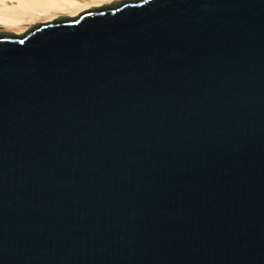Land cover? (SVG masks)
<instances>
[{"label":"water","instance_id":"water-1","mask_svg":"<svg viewBox=\"0 0 264 264\" xmlns=\"http://www.w3.org/2000/svg\"><path fill=\"white\" fill-rule=\"evenodd\" d=\"M0 264H264V0L0 31Z\"/></svg>","mask_w":264,"mask_h":264},{"label":"bare ground","instance_id":"bare-ground-1","mask_svg":"<svg viewBox=\"0 0 264 264\" xmlns=\"http://www.w3.org/2000/svg\"><path fill=\"white\" fill-rule=\"evenodd\" d=\"M112 1L114 0H0V31L23 33L35 23L73 16Z\"/></svg>","mask_w":264,"mask_h":264},{"label":"flooded vegetation","instance_id":"flooded-vegetation-1","mask_svg":"<svg viewBox=\"0 0 264 264\" xmlns=\"http://www.w3.org/2000/svg\"><path fill=\"white\" fill-rule=\"evenodd\" d=\"M2 28V27H1Z\"/></svg>","mask_w":264,"mask_h":264}]
</instances>
